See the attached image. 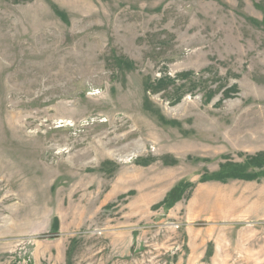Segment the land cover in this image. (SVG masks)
I'll return each mask as SVG.
<instances>
[{
  "label": "rangeland",
  "instance_id": "374dc122",
  "mask_svg": "<svg viewBox=\"0 0 264 264\" xmlns=\"http://www.w3.org/2000/svg\"><path fill=\"white\" fill-rule=\"evenodd\" d=\"M0 264H264V0H0Z\"/></svg>",
  "mask_w": 264,
  "mask_h": 264
},
{
  "label": "crops",
  "instance_id": "0c3cea01",
  "mask_svg": "<svg viewBox=\"0 0 264 264\" xmlns=\"http://www.w3.org/2000/svg\"><path fill=\"white\" fill-rule=\"evenodd\" d=\"M218 183H222V182H214L213 181V183L211 182V183H206L205 185H207V184H210V185H218ZM236 186V185H235ZM239 186H245V183H243V184H240ZM246 187H249L247 190L249 191V194H246V200H248V201H251V200H253L256 196H252V186H251V184L249 183V184H247V186ZM261 214H262V212H260ZM259 213V214H260Z\"/></svg>",
  "mask_w": 264,
  "mask_h": 264
}]
</instances>
